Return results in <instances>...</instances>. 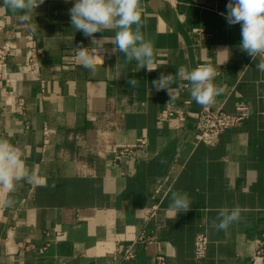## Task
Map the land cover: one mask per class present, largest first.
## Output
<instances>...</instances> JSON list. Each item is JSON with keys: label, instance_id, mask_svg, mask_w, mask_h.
Segmentation results:
<instances>
[{"label": "crops", "instance_id": "obj_1", "mask_svg": "<svg viewBox=\"0 0 264 264\" xmlns=\"http://www.w3.org/2000/svg\"><path fill=\"white\" fill-rule=\"evenodd\" d=\"M229 0H139L142 32L153 43L157 69L135 72L100 41L94 45L70 24L75 0H45L35 11L0 7V44L9 43L10 67L25 63L30 46L41 50L40 76L25 74L11 87L0 80V140L20 154L32 177L13 191L0 188V264H252L264 239V73L243 52L241 25L224 16ZM25 16L21 20L20 17ZM77 46L97 48L95 73L75 59ZM210 63L224 91L213 107L250 116L225 130L218 143H196L194 119L162 123L164 106L199 109L177 77L173 94L151 82L181 66ZM135 77L139 87L127 80ZM117 157L120 145H135ZM162 183L160 192L156 188ZM187 193L191 210L173 217L171 193ZM12 204L8 205L7 201ZM158 203L156 213L148 208ZM241 209L227 230H216L219 209ZM205 232L206 257L195 258ZM144 233L149 242L137 240ZM132 249L125 258L118 246Z\"/></svg>", "mask_w": 264, "mask_h": 264}, {"label": "clouds", "instance_id": "obj_2", "mask_svg": "<svg viewBox=\"0 0 264 264\" xmlns=\"http://www.w3.org/2000/svg\"><path fill=\"white\" fill-rule=\"evenodd\" d=\"M45 0H0V7H6L11 12L30 13L35 11ZM70 24L76 31L82 32L94 45H98L95 34L114 30L112 37H103L100 41L112 44V53H123L125 62L136 61L135 72L146 69L151 72L158 67L154 61L153 43L145 39L142 32L141 7L139 0H75L68 12ZM228 24L241 25L240 49L245 52L256 64L257 70L264 73V0H229L226 13H220ZM21 20L25 16L20 17ZM97 48L77 46L76 61L85 69L95 73L98 57ZM217 76L216 69L211 64L199 65L189 69L181 66L173 74H160L158 79L151 82L156 91H167L171 99L179 88L187 87L191 98L200 106L208 107L215 102V98L224 89L213 83ZM177 77L188 83L174 87ZM132 88H138L137 79L133 76L127 80ZM32 177L24 170L18 150L6 140H0V188L11 192L16 183ZM12 204L11 200L7 201ZM191 201L187 193L172 192L169 210L173 217L179 213L191 210ZM241 209L237 206L219 209L218 220L212 224L216 230H227L228 227L240 219Z\"/></svg>", "mask_w": 264, "mask_h": 264}, {"label": "built area", "instance_id": "obj_3", "mask_svg": "<svg viewBox=\"0 0 264 264\" xmlns=\"http://www.w3.org/2000/svg\"><path fill=\"white\" fill-rule=\"evenodd\" d=\"M174 2L175 0H169ZM41 50L36 46L28 47L26 51L25 63L16 68L10 67L9 57L11 55V46L9 43L0 44V80L4 81L6 85L11 87L10 91L14 89L15 83L21 79L25 74L40 76L41 65L39 62V55ZM210 64L200 63L199 65ZM198 65V66H199ZM212 66V65H211ZM216 69V68H215ZM217 71V69H216ZM187 84V83H185ZM183 84V85H185ZM192 100L187 98L184 101L183 107H176L166 105L159 112V120L162 123H168L172 120L177 121V127L185 123L188 118L194 119V139L196 143L202 142L208 145H215L219 142L222 133L235 126L241 125L251 114V107L249 103L240 101L236 104L234 111H227L222 107H201L199 109L191 108ZM147 144L146 137H140L135 145H120L118 148L117 157H122L130 154L133 146L143 147ZM162 183L156 188V192H160ZM159 204L156 203L147 210V217H151L156 213ZM152 237L146 236L144 233L139 235L138 239L142 242L151 241ZM208 236L205 232L197 234L195 239V258L201 260L206 257ZM257 247L255 253L252 255V264H264V239L257 240ZM118 252H121L125 258L135 256L132 249H123L122 245L118 246ZM157 260L160 264L165 262V257L159 255Z\"/></svg>", "mask_w": 264, "mask_h": 264}]
</instances>
